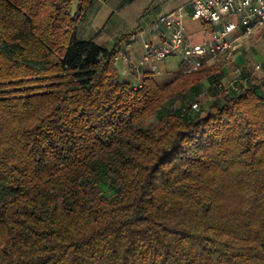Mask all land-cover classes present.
Returning a JSON list of instances; mask_svg holds the SVG:
<instances>
[{
	"label": "trees",
	"instance_id": "1",
	"mask_svg": "<svg viewBox=\"0 0 264 264\" xmlns=\"http://www.w3.org/2000/svg\"><path fill=\"white\" fill-rule=\"evenodd\" d=\"M92 2L0 0V264H264V65L135 88Z\"/></svg>",
	"mask_w": 264,
	"mask_h": 264
},
{
	"label": "crops",
	"instance_id": "2",
	"mask_svg": "<svg viewBox=\"0 0 264 264\" xmlns=\"http://www.w3.org/2000/svg\"><path fill=\"white\" fill-rule=\"evenodd\" d=\"M191 1L93 0L77 28V37L81 42H94L108 49L114 47L117 39L128 37L119 45L115 61L120 81L143 84L145 74L150 73L156 84L165 88L190 72L191 63L181 56H170L164 60L152 58L151 54L166 38L158 33H149L148 28L164 15L183 11L186 43L190 46L209 44L215 27L192 19ZM207 25L211 31L206 29ZM241 33L237 31L236 36ZM248 39L243 38L241 45Z\"/></svg>",
	"mask_w": 264,
	"mask_h": 264
},
{
	"label": "built area",
	"instance_id": "3",
	"mask_svg": "<svg viewBox=\"0 0 264 264\" xmlns=\"http://www.w3.org/2000/svg\"><path fill=\"white\" fill-rule=\"evenodd\" d=\"M190 7L193 20L215 27L211 42L188 45L185 39L183 11L167 14L148 28L149 33H158L166 38L160 48L151 54L152 58L164 60L170 56H181L191 63V71H195L238 50L243 38H250L264 31V0H192ZM239 30L242 33L236 36ZM146 48L149 50L150 46ZM262 65L258 64L255 70L261 71ZM236 74L239 78L228 88L235 89L236 83L243 82L240 78L241 71L237 70ZM134 87L140 88L142 83L137 82ZM218 88L221 90L222 86L219 85ZM191 109L199 111V104H192Z\"/></svg>",
	"mask_w": 264,
	"mask_h": 264
},
{
	"label": "rangeland",
	"instance_id": "4",
	"mask_svg": "<svg viewBox=\"0 0 264 264\" xmlns=\"http://www.w3.org/2000/svg\"><path fill=\"white\" fill-rule=\"evenodd\" d=\"M227 20L228 17L225 18V21ZM258 64L264 65V32L250 37L238 48V50L221 57L217 62L207 66L215 70L218 76V83L223 89L228 88L231 83L239 78L236 74L237 70H240L241 74L246 73L250 74L252 77H262V70L259 72L255 70ZM219 85H217V88ZM213 86V83H206L204 92L206 95H203V93L201 97H199V107L201 106L203 109H206L208 104L213 100L211 97L212 93L216 94L218 92ZM176 105L179 107L178 103ZM105 191L107 195L112 194L106 187Z\"/></svg>",
	"mask_w": 264,
	"mask_h": 264
}]
</instances>
